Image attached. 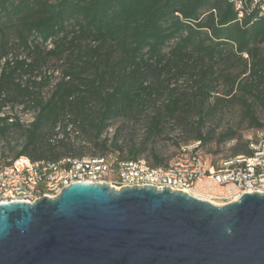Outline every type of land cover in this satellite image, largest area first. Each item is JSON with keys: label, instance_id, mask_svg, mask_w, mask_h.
Returning <instances> with one entry per match:
<instances>
[{"label": "trees", "instance_id": "16d2710c", "mask_svg": "<svg viewBox=\"0 0 264 264\" xmlns=\"http://www.w3.org/2000/svg\"><path fill=\"white\" fill-rule=\"evenodd\" d=\"M221 81L228 96L215 102L237 97L250 107V97L264 106V14L256 8L238 18L230 0H0V139H23L10 159L0 153V166L20 155H84L69 140L74 131L97 154L111 152L100 136L112 120L150 108L147 130L160 133L166 119L212 112ZM16 108L32 120L8 113ZM141 153L130 146L126 160ZM151 164L167 165L156 155Z\"/></svg>", "mask_w": 264, "mask_h": 264}, {"label": "water", "instance_id": "95a60500", "mask_svg": "<svg viewBox=\"0 0 264 264\" xmlns=\"http://www.w3.org/2000/svg\"><path fill=\"white\" fill-rule=\"evenodd\" d=\"M0 264H264V192L215 205L169 187L72 182L0 203Z\"/></svg>", "mask_w": 264, "mask_h": 264}, {"label": "built area", "instance_id": "2783aa9c", "mask_svg": "<svg viewBox=\"0 0 264 264\" xmlns=\"http://www.w3.org/2000/svg\"><path fill=\"white\" fill-rule=\"evenodd\" d=\"M238 18L250 9L264 14V0H230ZM250 153L231 156L217 167L209 163L200 140L181 146L166 165H152L146 158H119L114 152L65 156L59 160H32L26 155L0 166V203L34 202L54 197L72 182L106 183L119 189L130 185L169 187L222 205L247 192H264V137L251 140Z\"/></svg>", "mask_w": 264, "mask_h": 264}, {"label": "rangeland", "instance_id": "374dc122", "mask_svg": "<svg viewBox=\"0 0 264 264\" xmlns=\"http://www.w3.org/2000/svg\"><path fill=\"white\" fill-rule=\"evenodd\" d=\"M225 94L226 87L221 81L208 99V105L214 108L212 112L200 114L193 111L177 119H166L160 133L147 130L149 117L153 113L147 108L133 117L112 120L100 139L106 138L109 150L121 159H126L130 146H134L142 149L140 156L150 163L156 155L164 164H168L180 152L181 146L198 141L196 136L200 134L204 138L200 140L203 154L211 165L217 167L233 156L236 149L246 151L251 140L264 137V106L253 103L250 97L247 98L250 107H245L237 97L215 102L218 96L226 98L228 95ZM157 103L161 104L160 99ZM8 113L25 123L33 117V112H23L20 108ZM69 140L74 149L82 154L99 153L92 142L77 131L69 133ZM22 142L18 132L9 133L6 140L0 139V153L4 152L5 160L21 148ZM2 164L3 160H0Z\"/></svg>", "mask_w": 264, "mask_h": 264}]
</instances>
